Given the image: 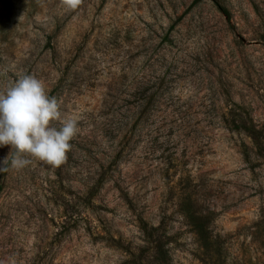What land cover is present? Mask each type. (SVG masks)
Returning a JSON list of instances; mask_svg holds the SVG:
<instances>
[{"label":"rangeland","instance_id":"rangeland-1","mask_svg":"<svg viewBox=\"0 0 264 264\" xmlns=\"http://www.w3.org/2000/svg\"><path fill=\"white\" fill-rule=\"evenodd\" d=\"M0 73L80 129L0 169V264H264V0H0Z\"/></svg>","mask_w":264,"mask_h":264},{"label":"clouds","instance_id":"clouds-1","mask_svg":"<svg viewBox=\"0 0 264 264\" xmlns=\"http://www.w3.org/2000/svg\"><path fill=\"white\" fill-rule=\"evenodd\" d=\"M61 3L76 10L83 0ZM61 109V102L49 96L45 82L34 74H18L14 82L0 89V146H11L0 169H23L32 162L26 157L53 168L66 162L70 142L80 131L79 118L65 116Z\"/></svg>","mask_w":264,"mask_h":264},{"label":"trees","instance_id":"trees-1","mask_svg":"<svg viewBox=\"0 0 264 264\" xmlns=\"http://www.w3.org/2000/svg\"><path fill=\"white\" fill-rule=\"evenodd\" d=\"M223 12L225 14H229L228 10L226 8H222ZM244 129H246L247 131H249V133L251 134V136L254 138V139H258V131L255 129L254 126H252V124H243L242 126Z\"/></svg>","mask_w":264,"mask_h":264}]
</instances>
